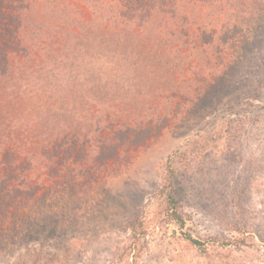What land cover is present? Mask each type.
<instances>
[{"label":"rangeland","instance_id":"1","mask_svg":"<svg viewBox=\"0 0 264 264\" xmlns=\"http://www.w3.org/2000/svg\"><path fill=\"white\" fill-rule=\"evenodd\" d=\"M156 10L190 27L201 10L216 32L246 24L249 33L206 57L168 49L152 33ZM114 17L120 34L107 36ZM20 46L41 69L40 103L16 106L20 123L49 115L71 141L74 173L0 209V264H264V0H0V61L24 65ZM203 58L211 62L200 73ZM181 76L207 85L183 89ZM52 136L32 138L47 157H66Z\"/></svg>","mask_w":264,"mask_h":264},{"label":"trees","instance_id":"2","mask_svg":"<svg viewBox=\"0 0 264 264\" xmlns=\"http://www.w3.org/2000/svg\"><path fill=\"white\" fill-rule=\"evenodd\" d=\"M199 1L203 4H206L210 0ZM51 2L49 3L51 4ZM195 12L196 13L193 18L195 24L194 28L193 26L190 27V25L186 23V20H183L181 18L175 19L171 17V20L173 21L168 22L165 18V15L173 14L172 10H156L155 15L158 16V19L155 20L152 18L150 19V21L156 22L152 33L153 35H155L157 42L160 43L162 46H166L165 48L168 49L172 48L173 44L178 43V45L182 46L183 48H189V51H198L200 52L199 54L205 55L206 57L209 54H213V50H216L218 48H220L221 50L225 49L224 47L226 46L227 42H230L231 44L240 42L241 37H243L244 35L246 36L249 33L248 25L246 24L245 28L240 30L235 29V24L229 25L228 27L218 26L220 30L216 32V29L213 26L209 24H201V10H195ZM111 19L112 24H110L108 20H106L107 24H109V28L106 30L105 34L107 36H112L113 33L119 35L120 33H118V31L122 25L120 22V18L114 17ZM216 21L218 22V18H216ZM130 23L132 24V22ZM241 23L243 24V22ZM127 25L131 26L130 24ZM39 28H37L38 32L44 33V36L41 37V40L46 38L45 40L47 42H50L51 40H49V38L51 34L43 32L44 30L42 29V25ZM30 32L31 31H29L28 29L27 31L26 29H24L22 35L30 36ZM130 32L134 33V36L136 35L132 29L130 30ZM52 33L58 35V29L57 31H52ZM214 38H216V40H214ZM30 39L36 40V38L31 37ZM214 42L217 43V46L214 44ZM37 43L38 44L36 46L41 47L44 50H48L50 48L49 43L43 45L40 44L38 41ZM213 45L215 47H212ZM20 47L22 51L25 52L23 56V60L25 59L23 61L24 65L21 64L22 62L20 63L18 61L17 64H15L13 62L14 60H12L11 62H6V60H3L2 62L0 61V209L1 211L4 210L5 212H8L7 209H9V205L14 203L18 197H25V199L33 197L34 199L36 198V194L40 191H46V189L48 190V188L51 189L50 187L55 186L59 181L57 179L59 176H62L63 178H71L74 173V165L69 156V150L67 147L68 143L71 144V141L68 138L62 137V135H64L62 132H56V128H50L51 125L49 124V121H51V119L49 115L45 114V118L42 119L41 115L40 117L39 115H35V117L32 116L30 118L31 114H27V118L29 119L28 123H20V117L22 114L17 111L16 106H20L21 104H23L24 110L25 108L32 105L37 106L38 102L40 103L41 97V94H37L39 92L41 93V90L34 89L35 85L33 84L35 80L39 79L33 78V74L36 73L37 68L39 69V59L35 57V54H29L30 49L28 47ZM37 47H34L33 50L38 51ZM221 50H219V53L222 52ZM210 62L211 61L209 60V58H203V61H199V65L201 66L200 73L202 72V68L207 67ZM214 63H218V65H221L223 63V60L220 61L219 58H216V60H214ZM229 64L230 63L225 64L223 71L218 69V74L212 77L215 78L221 75L225 70H227V65ZM47 65L48 63L43 62L40 68L46 67ZM53 65L54 63H51L50 67H52ZM81 65L82 62L79 67ZM22 68H25L26 71L24 76L23 74L18 73L19 70H21ZM197 81V79H194L192 81L185 82V78L181 76V88H187V90H191L193 89V87H195V91L200 90L201 92V90L207 85V81L202 83L201 88L200 86H198ZM82 82H84L83 85H85V87H87L89 84L87 78L86 80L83 79ZM174 88L181 89L177 84L174 85ZM35 99H38V102H34ZM47 101L43 105H47L48 110H50L51 108L54 109V103L52 102V100H50L49 98ZM39 112L40 114H42L43 111L40 110ZM17 113L18 119L15 116L17 115ZM23 119L25 120L26 118ZM92 119L95 120V118ZM24 120H22V123L24 122ZM40 120L42 123L43 130L37 131L36 124L40 123L38 122ZM44 124L48 125L49 127L46 128ZM138 130L141 129L139 128ZM97 131L98 129H96L94 132L96 133ZM154 131L156 132L155 135L159 134V127L156 128ZM4 134L8 135L9 139L3 141L2 138H4ZM51 135H53V139H57L54 140L53 142L55 143L52 144V150L54 151V154L59 155L60 151H65L68 154L66 157H47V146H45V144L39 145V143L32 138V136H46V140H48ZM60 138L61 140H64L63 143H59L58 139ZM51 143L52 141L50 142V144ZM54 157H58L59 159L57 162L52 163L51 160H53ZM76 179L77 177L75 176L74 181H76ZM168 201L174 207L175 202L173 201V199L168 198ZM172 218L176 223H179L180 225L184 223L181 217L176 212H172ZM21 219L23 220V215H19L18 220L21 221ZM4 222L5 221L1 218V234L6 228V224ZM186 239L192 245L199 248L202 247L201 242L194 240L189 236Z\"/></svg>","mask_w":264,"mask_h":264}]
</instances>
